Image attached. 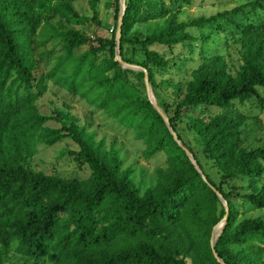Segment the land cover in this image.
I'll use <instances>...</instances> for the list:
<instances>
[{
  "label": "trees",
  "instance_id": "1",
  "mask_svg": "<svg viewBox=\"0 0 264 264\" xmlns=\"http://www.w3.org/2000/svg\"><path fill=\"white\" fill-rule=\"evenodd\" d=\"M74 1L0 0V264H6L14 251L21 264H218L209 239L225 209L174 142L145 90L135 89L129 71L114 61L118 0H113L111 38L91 40L74 30L59 33L64 55L48 73L35 75L36 50L45 44L37 38L57 16L78 20ZM86 1L92 9L91 21L100 25L98 0ZM188 1L126 0L121 58L145 69L154 89L156 72L169 66L165 55L154 48H191L188 43L195 38L186 32L188 28L219 21L236 28L238 68L229 70L221 56L206 58L191 72L172 112L164 104L158 106L227 204L226 224L215 244L219 258L225 264H264V220L240 219L236 202L264 210V145L245 146L247 117L235 109L236 103L254 98L264 110L259 93L264 91V25L252 20L247 10H263L264 0L179 23L175 10ZM154 20L161 24L143 36L132 34L138 22ZM84 45L88 49L74 56ZM127 46H131L130 56ZM138 53L141 61L135 59ZM47 81L109 111L143 141L145 156L164 153L168 167L156 185L141 193L122 169L118 152L94 143L83 126L57 119L59 128L46 126L49 118L38 112L35 102L47 91ZM182 121L197 136L204 157L213 162L218 183L198 153L183 141L176 127ZM64 139L77 148L68 156L87 165L86 180H65L29 166L38 145L50 147ZM235 181H244L247 192L231 185Z\"/></svg>",
  "mask_w": 264,
  "mask_h": 264
},
{
  "label": "rangeland",
  "instance_id": "2",
  "mask_svg": "<svg viewBox=\"0 0 264 264\" xmlns=\"http://www.w3.org/2000/svg\"><path fill=\"white\" fill-rule=\"evenodd\" d=\"M253 0H190L180 5L175 10L176 21L190 22L198 18H208L223 11L246 5ZM74 11L79 16L78 20L68 21L62 17L51 20L49 25L43 29V35L37 41L45 42L40 44L36 50L37 70L36 76L48 73L57 61L64 55L63 43L58 36L59 33L67 30H74L87 36L91 40L98 38H111L115 22V4L113 0H98L96 11L100 25L91 21L92 9L86 0H77L72 3ZM252 20H258L264 25V9L256 8L250 12ZM119 15V8L117 18ZM144 17L143 15L140 16ZM161 24L158 20L148 23L138 22L132 29L134 36H143L149 28ZM222 27V29H221ZM195 41L191 48L187 46H176L172 50L156 47L158 52L165 55L169 60V66L162 72H156L155 80L157 87L151 91L157 104L168 106L171 113L175 103L184 93L186 83L191 79V72L197 68L206 58L221 56L229 70L234 72L240 64V48L238 31L234 26L218 22V25H204L201 28H188L186 30ZM201 36H207L203 41ZM127 54L131 55V46H127ZM88 49L84 45L73 52L74 56L83 53ZM137 61L142 57L135 55ZM231 68V69H230ZM122 69V68H121ZM125 70V69H122ZM128 80L138 91L145 90L143 77L139 71L127 70ZM142 73V72H141ZM109 76L113 72L108 73ZM177 87L179 91H177ZM146 93V92H145ZM264 97V91L259 90ZM38 112L49 118L46 126L59 128L57 120H70L79 126H83L86 133L91 134L96 144H101L105 150L114 149L122 160V169L129 172V178L134 185L143 193L153 188L159 176L166 171L167 163L164 153H156L151 157L144 154L145 145L143 141L136 139L134 131L119 123L106 109L98 108L89 104L80 96L70 94L66 89L56 86L53 82L47 81V91L35 102ZM235 109L247 117V128L245 146L252 149L264 145V110L254 98L237 104ZM216 114V111L212 112ZM53 117L54 119H51ZM177 130L183 141L198 153L205 170L215 182H219V176L213 166V162L205 158L201 153L202 146L197 136L188 128L186 121L176 124ZM36 154L29 161V166L34 171L50 176H58L65 180L84 181L90 171L87 165H80L72 157L68 156L69 151H76L77 148L69 139H64L50 147L38 145ZM241 193L247 192L244 181L232 182ZM239 206L240 219L260 217L264 220V210L254 209L251 205L236 201ZM213 229V228H212ZM212 232V230H211ZM218 231L216 232V235ZM211 236V235H210ZM20 255L15 251L9 255L6 264H21Z\"/></svg>",
  "mask_w": 264,
  "mask_h": 264
},
{
  "label": "water",
  "instance_id": "3",
  "mask_svg": "<svg viewBox=\"0 0 264 264\" xmlns=\"http://www.w3.org/2000/svg\"><path fill=\"white\" fill-rule=\"evenodd\" d=\"M118 8H119V15L117 18L115 32H114V61L117 62L122 69L139 71V72L143 73V80H144V86H145V92H146L147 100L150 102L153 109L156 111V113L160 116V118L164 122V124L167 127V129H168L170 135L172 136L174 142L185 153V155L187 156V158L189 159L191 164L194 166L195 170L200 175L201 179L209 186V188L214 192V194L216 195L218 200L223 205L226 214L223 217V219L217 225H215L213 227L212 232H211V236L209 239V244H210L212 255H213L214 259L216 260V262L218 264H225L223 262V260L220 259L219 256L217 255L216 250H215V244H216V241H217L218 237L220 236V234H221V232H222V230L226 224L227 213H228L227 204H226L225 200L223 199L222 195L212 185H210L208 183L206 177L203 175V173L201 172V170L197 166L196 161L193 158V155L183 145L182 141L179 140L177 134L171 128L169 118L163 112V110L158 106L156 100L154 99V96H153L152 91H151V85L149 82V76H148L147 71L138 65L128 64L122 60L121 54H120V42H121V36H122L121 30H122V24H123V17H124L125 10H126V0H118ZM218 228L220 229V231L217 235H215V230Z\"/></svg>",
  "mask_w": 264,
  "mask_h": 264
},
{
  "label": "bare ground",
  "instance_id": "4",
  "mask_svg": "<svg viewBox=\"0 0 264 264\" xmlns=\"http://www.w3.org/2000/svg\"><path fill=\"white\" fill-rule=\"evenodd\" d=\"M217 231H218V233H219L220 229L218 228V229L215 230V235H216V232H217Z\"/></svg>",
  "mask_w": 264,
  "mask_h": 264
}]
</instances>
